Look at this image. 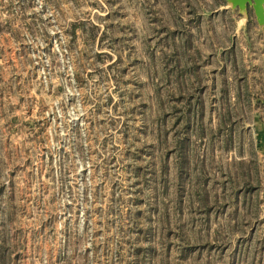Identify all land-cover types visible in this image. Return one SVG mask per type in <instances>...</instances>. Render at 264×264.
<instances>
[{
  "label": "rangeland",
  "instance_id": "rangeland-1",
  "mask_svg": "<svg viewBox=\"0 0 264 264\" xmlns=\"http://www.w3.org/2000/svg\"><path fill=\"white\" fill-rule=\"evenodd\" d=\"M0 264H264L251 8L0 0Z\"/></svg>",
  "mask_w": 264,
  "mask_h": 264
},
{
  "label": "water",
  "instance_id": "water-1",
  "mask_svg": "<svg viewBox=\"0 0 264 264\" xmlns=\"http://www.w3.org/2000/svg\"><path fill=\"white\" fill-rule=\"evenodd\" d=\"M231 9L245 14L247 8L253 10L257 25L264 33V0H223Z\"/></svg>",
  "mask_w": 264,
  "mask_h": 264
},
{
  "label": "trees",
  "instance_id": "trees-1",
  "mask_svg": "<svg viewBox=\"0 0 264 264\" xmlns=\"http://www.w3.org/2000/svg\"><path fill=\"white\" fill-rule=\"evenodd\" d=\"M184 148H185V147H184V143H181V144H180V148H179L180 151L177 153V156L179 157L178 161L181 160L182 157H183V155H182L183 152H182V151H183ZM181 152H182V153H181Z\"/></svg>",
  "mask_w": 264,
  "mask_h": 264
}]
</instances>
